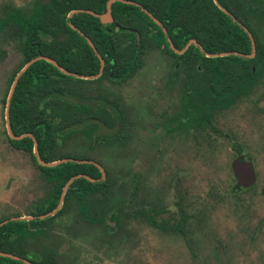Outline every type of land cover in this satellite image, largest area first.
<instances>
[{"label": "rangeland", "instance_id": "1", "mask_svg": "<svg viewBox=\"0 0 264 264\" xmlns=\"http://www.w3.org/2000/svg\"><path fill=\"white\" fill-rule=\"evenodd\" d=\"M34 1L0 0V222L34 216L32 207L51 188L47 175L30 155L9 143L4 116L12 81L27 63L10 81L24 57L14 36L15 25L6 21L5 8L28 9ZM223 2L234 7L237 4L235 0ZM153 3L155 8L162 6L169 10L173 0H153ZM219 12L213 0H193L180 19L201 38L219 41L225 32L230 40L239 37V29ZM254 15L260 17L259 21L250 22L253 27L259 23V28L249 30L245 18L241 24L250 35L264 37V8ZM119 21L137 30L136 36L145 48L139 53L132 77L114 85L97 84L96 77L69 83L64 79L60 83L84 96H105L118 102L126 121L120 137L94 140L96 134L115 129L110 114L99 108L88 112L62 102L50 103L48 108L50 115L58 118L54 124L65 128L71 122L77 124L96 114L89 120L97 122L93 123L95 126L91 123L70 131L66 137H56L51 153L58 159H89L101 165L105 179L110 182L108 215L119 203L129 216L123 225L111 222L106 227L76 222L75 208L68 209L51 229L61 263L264 264V83L255 85L247 95L238 96L234 88L226 89L230 101L222 106L228 108L215 117L211 114L212 131L197 127V134L202 136L177 138L166 132L165 122L186 115L190 106L185 94L190 87L182 70L189 69L197 78L196 61H183L181 77L172 88L167 80L171 56L154 39L155 34H149L150 28L134 19L122 17ZM126 39L133 44L134 35L118 36L119 42ZM226 70V80L232 86L236 77L251 68L237 59ZM201 77L202 84H208L204 80L208 76L203 75L196 82ZM213 85L214 92L223 89L222 84ZM232 148L251 153L256 172L254 184L236 196L230 194V187L236 183L229 173L234 157ZM137 172L140 180L131 194ZM139 207L144 211L152 207L162 210V217L168 219V231H161L145 217L138 216L135 211ZM19 231L10 238H2L5 251H0L13 256L20 254ZM0 264H7V260L0 259Z\"/></svg>", "mask_w": 264, "mask_h": 264}, {"label": "trees", "instance_id": "2", "mask_svg": "<svg viewBox=\"0 0 264 264\" xmlns=\"http://www.w3.org/2000/svg\"><path fill=\"white\" fill-rule=\"evenodd\" d=\"M137 1L162 22L167 31L166 37L171 39L175 47L181 48L187 37L197 36L196 33L193 34L181 30L179 23L182 20L174 16L171 11H165L164 9L153 10L146 0ZM80 8L101 12L105 9V0H50L49 3L36 0L33 6L28 9L5 8L6 21L14 23V36L19 39L24 57L23 63L14 72L10 81L26 62L39 55L50 57L60 67L69 72L88 75L96 74L99 70L98 58L87 44L85 38L69 26V22L95 44L98 53L105 60L104 72L110 80L120 81L130 69L136 66L139 57H136L135 54L143 52L144 46H140L139 51L134 43L131 46L123 47L122 42L117 39L118 34H115L114 25L103 27L97 17L87 12L74 13L68 17L72 10ZM123 11L139 21L148 19L146 14L135 5L120 2L113 3L112 14L114 16H119ZM125 29L124 27H119L118 31H124ZM160 33L163 35L162 31ZM255 44V56L251 59L245 57L249 60L243 58L245 64L250 68H255V71L246 76L247 78L239 77L242 80V85L240 90H238V96L247 95L248 91L256 85V81L260 85L264 83V37L257 35ZM192 48L193 46L188 49V52ZM234 49L239 52V55L250 54L251 44L246 33L242 32L240 40L234 44ZM195 50L198 52V49L195 48ZM64 79H67L68 83L70 81H83L72 78V76H65L53 64L45 60L36 61L19 77L10 101L8 115L12 133L15 135L32 134L37 141L39 156L46 162L58 159L51 153V147L54 143L56 144V137L68 136L70 131L88 124V120L94 119L96 116L93 113V118H83L77 124L71 122L66 128L64 125L57 126L54 123L58 118L51 116L49 113L48 104L50 103L62 102L88 112L99 108L102 112L106 111L109 113L115 130L108 136L97 135V140L104 137H120L123 127H126V121L123 118L122 109L118 102L112 101L105 96L90 97L75 93L72 90H68L69 87L60 83V80ZM53 80L57 81L54 82ZM7 138L14 148L30 155L35 165L42 173L47 175V180L51 183V188L47 195L37 205L33 206L34 214L42 215L54 210L58 205L60 194L66 182L75 175L81 176L71 182L65 192L61 208L53 215L29 221H9L0 226V250L5 251L1 244L2 238L12 237L15 235L16 230L23 229V225L26 224L32 229L40 230L51 220L64 214L73 203L77 205L76 207L85 220L90 221V223L94 220L95 222L102 221L103 217L100 213L103 212V204L108 200L110 182L108 178L101 179V173L94 164L68 161L55 166L44 167L36 162L33 154V140L30 137L13 140L7 135ZM240 153L242 151H238L237 154ZM236 157L237 155H234L232 161ZM229 173L234 181L235 177L231 169H229ZM89 178L96 181H91ZM139 180L140 173L137 172L134 186L132 187L133 193L136 191ZM252 185L238 191H233V187H230V194L236 196L237 193L245 191ZM120 210L119 208L118 212ZM24 238H27L26 234H24ZM22 250L24 254L27 253L24 248ZM0 259L7 260V264H23L20 261L9 260L8 258L0 257ZM44 260V263L39 261L34 263L58 264L52 250H46Z\"/></svg>", "mask_w": 264, "mask_h": 264}, {"label": "flooded vegetation", "instance_id": "3", "mask_svg": "<svg viewBox=\"0 0 264 264\" xmlns=\"http://www.w3.org/2000/svg\"><path fill=\"white\" fill-rule=\"evenodd\" d=\"M42 1H44L45 3L50 2V0H42ZM56 1H59V0H56ZM107 1L108 0H105V9L101 12H97V11H94L91 9H88V10L102 14L106 11ZM146 1L150 5V8L153 10H160V9L163 10L164 9L160 5H159L160 6L159 8H155L153 0H146ZM192 1L193 0H173V5L169 8V10H165V11H171L174 16L180 18V16L182 14H184V12L186 10H189V4H191ZM235 1L237 2V4L234 7V6L226 5L223 2V0H213L214 6L220 8L219 13L224 18H226L227 20H230V22L233 23V25H235L239 29V31L241 33L239 37H236V38H233L232 40H230L229 35L226 34V32H225L224 34H221L219 41H217L213 37L212 38H210V37L209 38L208 37L207 38H201V36L198 32L187 29L185 27V24L181 21V23H179L181 30H185V31L191 32L193 34L194 33L197 34L196 37H187L185 40V43L183 44V46L181 48H177L174 46L171 39L169 37H166V35H165L166 33L164 32V29L166 31V28L164 27L162 22L156 16H154L147 8H145L140 3H138L137 0H117L115 2H120V3L128 4V5H135V6L139 7L140 10L144 14H146V16L148 18L145 21H139L136 18H133L132 15L127 14L124 11L122 14H119V16H114L112 14V5L115 2H113L111 4V11H110L111 15H112V21L107 23V24H103L100 22L103 27H106L107 25H114L113 27H115L114 28V31L116 32L115 34H118V36L121 34H126V36H130V34H133L134 35L133 43L136 45V48L138 49V51H139V47L142 46V43L140 41V38H138L136 36L137 30L134 28H130V27L125 26V24L120 22L118 20V18L125 17V18H129V19H134L138 23H140L143 27L150 28L149 34H152V33L155 34L154 39L157 40L158 44L160 43L159 45H163L165 47L164 48L165 52H166L165 54L171 56L172 68L170 67V69L168 71L169 78L167 79L168 82H170L171 84L168 83V85L171 86L174 82H176V81L178 82V80L181 77L180 72L183 71L185 73L184 74V81L186 79V81L190 87V89H188L187 93L185 94V101L189 103L190 107L188 106L189 108H187V113L184 117L167 120L165 122V124H166L165 130L170 135L171 134L175 135L177 138L181 137L184 139H186V138L194 139L195 134L198 137L202 136L201 133L197 134V132H196L197 127H199L200 130H204V131L208 130V132L212 131V122H211V119H209V118H211V114H212V117H215V116L219 115L221 112H223L224 110H227V108H228L227 106H224V107L222 106L225 102L230 101V99H229L230 97L227 96V92L225 90L228 88H234V91L238 93L239 92L238 90H240V86L242 85V80L239 77L247 78L246 76H249V74L251 72L253 73L255 71V68H251L250 71L242 72L241 76L235 78L236 82H235V84H232V86L230 85L231 83H229L226 80V71H227L226 67L228 66V64L235 62L237 59H240L241 61H243V58H245V57H242L241 55H239L238 54L239 52L235 51V49H234V44L240 40V38L242 36V32L246 33L248 38H249V41L251 44L250 53L252 52V47H253L251 39H253L254 46H255V53L251 58H253L255 56V54H256L255 37H257V34L256 35H250L249 31H247L242 26L241 22H243L242 19L245 18L248 22V29L251 31L255 27L259 28V26H258L259 23L258 24L255 23V26L253 27V24L250 21L255 22L257 19V22H258L260 17L255 16L254 12L258 11L261 7L264 8V2H261V0H235ZM35 2H36V0L33 2V4ZM232 2H233V0H232ZM17 9H19V8H17ZM80 9H82V8H80ZM154 19L159 21V23L161 25L157 24L154 21ZM150 25H153L157 32L152 30L153 28ZM119 27H124L126 29L124 31H118ZM161 31L163 32V35L160 33ZM118 36H117V39H118ZM84 38H85L87 44L91 47L94 54L96 55V57L99 60V70L96 74H93V75H88V74H79V75L96 76V78L95 77L94 78H95V80H97V82H98L97 84H100V82H102V83L104 82V83L112 84V85L121 83L122 81H125L126 79L132 77V73L134 71V68L130 69L128 71L127 75L123 79H121L120 81L117 82V81L110 80L107 77L106 73L104 72L105 60L98 53V51L95 47V44L92 42V40L87 36H85ZM86 38L91 41L92 45L89 44V42L87 41ZM127 39H129V37H127ZM127 39L122 41L123 47H126V46L128 47V46L132 45L130 43L131 39L130 40H127ZM17 41L19 43V39H17ZM194 42H196L197 44ZM191 46H193V48L190 49L191 50L190 52H188V49ZM195 48L198 49V52H196ZM181 50H183V51L181 52ZM220 54H223V55H220ZM135 55H136V57H138L140 54L138 52V54H135ZM193 59L196 61L194 64V66H195L194 68L199 73L198 77L200 75H203L206 77L208 76V79L204 78L205 82L208 81V84H202V82H204L202 77L196 82V79L198 77L196 78V75L191 73L189 69H183L181 71L180 66L183 64V61L184 60H193ZM246 59L249 60L248 58H245V60ZM76 74H78V73H76ZM65 76H69V75H65ZM182 76H183V74H182ZM69 77H71V76H69ZM72 78H75V77H72ZM77 79H80L83 81H89L90 80V79H81V78H77ZM247 81H249V80L247 79ZM213 83L222 84L223 89H221V91H219V92H214L215 90L213 89V87H215V86L213 85ZM256 85H258L257 81H256ZM171 87L173 88V86H171ZM175 88H178V87H176V84H175ZM236 102L237 101L233 102V104H235ZM233 104H231V105H233ZM91 123L93 124L95 122L89 121L88 124L83 125L81 127H84V128L88 127L91 125ZM202 125L204 127H202ZM93 126H95V125L93 124ZM111 133L112 132L106 133V134H96L94 136V140L99 141L100 139L113 138V137H104V138H100L98 140L96 139L97 135L108 136ZM114 138H116V137H114ZM232 149H233L232 151L234 152V155L240 156L243 154H250L252 156L251 153H249V152L243 153V151H242V153L237 154L238 151H241V150H237L235 148H232ZM78 160H80V159H78ZM85 161H86L85 163H92V164L96 163V164H98L94 160L86 159ZM96 164H94V165L97 167ZM99 166H101V165H99ZM98 170H99V168H98ZM99 172H100V170H99ZM133 186H134V184H133ZM132 193L133 192L131 190V194ZM109 199L110 198L108 196L107 202L105 204H103V206H102L103 212L100 213L103 217L102 221H99V222L96 221L95 222V220H94L93 222L90 223V221L85 220L83 215L79 212L78 208L76 207L77 205L73 203V205L70 206V208L74 207L76 210L75 212L77 213V215H76V217H74V219L76 220V222L87 223L90 225H101V226L103 225L104 226L106 224V227L109 226L111 222H115V224H117V225H123L125 222V218L128 217L129 214H128V216H126V213L124 212V206L122 204L118 203L115 206L113 212L108 215L109 211H108L107 207L109 205ZM119 208L121 209L120 212H118ZM32 210L34 211L33 207H32ZM153 212H156V213H153ZM162 212H163L162 210L156 209V207L149 208V210H147V211H144L142 209V207L141 208L139 207L135 211V213L138 216L145 217L152 225L159 228L161 231H165V230L168 231L166 229V228H168V226H167L168 225V219H165L162 217V214H163ZM63 215L64 214H62L61 216H58L55 219L51 220L47 225H44L43 228L40 230L32 229L30 226H28L25 223L26 225H23V229H20L21 235H19L20 236L19 248L21 250L19 251L20 254L16 255V257H18V259H12V258H8V259L14 260V261H20L23 264H26L24 261H27L30 264H35L34 262L38 263V261L41 263H44V261H45L44 255H45L46 250H52L58 264H62L61 263V255L59 253L57 243L51 237V229L53 228V225L55 224V220L62 217ZM171 215H172L171 219L175 220L176 217L174 216V214H171ZM34 216H38V215L34 214ZM106 216H108L110 219H106ZM25 221H27V220H25ZM106 227H104V229H106ZM20 231H19V233H20ZM24 234L27 235V238H24ZM23 248L27 252L26 254L23 253V250H22Z\"/></svg>", "mask_w": 264, "mask_h": 264}, {"label": "water", "instance_id": "4", "mask_svg": "<svg viewBox=\"0 0 264 264\" xmlns=\"http://www.w3.org/2000/svg\"><path fill=\"white\" fill-rule=\"evenodd\" d=\"M115 1H117V0H108L107 1V5H106L107 6L106 11L104 13H102V14L96 13V12L88 10V9H75V10H72L68 14V17H70L74 13L87 12V13L93 15V16L98 17L101 23L107 24V23L112 21V15H111V12H110L111 11V4L113 2H115ZM154 21L157 24L161 25L159 23V21H157L156 19H154ZM68 24L73 30H76L83 37H85V35L80 30H78L72 23L69 22ZM164 32L166 33L165 29H164ZM251 40H252L251 42H252V45H253L252 52L249 55H241L242 57L244 56V57L251 58L254 55L255 46H254L253 39H251ZM87 41L89 42V44L92 45V43H91V41L89 39H87ZM194 43H196V42H194ZM182 51L183 50H181V52ZM220 55H223V54H220ZM39 60H45V61L49 62V63L53 64L63 74L69 75V76H72V77H75V78L90 79V78L96 77V76L79 75V74H76V73L69 72V71L65 70L64 68L60 67L53 59H51L50 57L44 56V55H39V56H36V57L32 58L31 60H29L16 73V75H15L13 81H12L8 96L6 98L5 115L4 116H5V126H6V130H7V134L13 140H20V139H23L25 137H30L33 140V154L35 156L36 162L39 165H41V166L51 167V166H55L57 164L68 162V161L85 163L86 162L85 160H78V159H71V158H63V159H58V160L51 161V162L43 161L40 158L39 153H38L37 141H36L35 137L32 134L23 133L21 135H15L11 131L10 122H9V115L8 114H9L10 101H11L15 86L17 84V81H18L19 77L22 75V73L25 72L26 69L29 66H31L34 62L39 61ZM94 164H96V163H94ZM96 165H97V167L100 170L101 179L104 180L105 179V174H104L103 168L101 166H99L98 164H96ZM231 171H232V173H233V175L235 177V180H236V183L234 184V186L232 188L233 191H238V190H240V189H242L244 187L250 186L256 181V172H255L252 156L250 154H243V155L237 156L231 163ZM80 176L81 175H75V176L71 177L66 182V184L64 185V187L62 189V192L60 194L58 205H57V207L54 210L50 211L49 213L38 215V216H24V217H16V218L6 219V220H3V221L0 222V226H2L3 224H5V223H7L9 221H14V220H27L28 221V220L37 219V218L43 219V218H46V217H49V216L53 215L55 212H57L61 208L65 192H66L67 188L69 187V185L71 184V182L74 179L79 178ZM89 179L91 181H96L95 179H92V178H89ZM0 256L10 257L12 259H18V257L13 256V255L8 254V253H5V252H2V251H0ZM24 262L26 264H30L27 261H24Z\"/></svg>", "mask_w": 264, "mask_h": 264}]
</instances>
